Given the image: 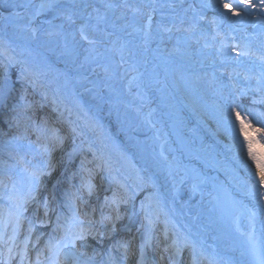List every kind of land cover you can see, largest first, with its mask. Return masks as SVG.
Wrapping results in <instances>:
<instances>
[{
  "label": "bare ground",
  "instance_id": "obj_1",
  "mask_svg": "<svg viewBox=\"0 0 264 264\" xmlns=\"http://www.w3.org/2000/svg\"><path fill=\"white\" fill-rule=\"evenodd\" d=\"M23 53L24 75L44 94L37 114L67 122L64 127L75 138L51 164L61 170L40 184L41 192L33 190L34 199L27 203L6 194L15 185L26 195L33 173L41 182L35 156L15 154L23 168L21 179L16 176L13 182L0 168V181L11 182L10 189L0 185V216L2 222L7 216L8 228L22 237L31 236L28 224L53 236L62 226L72 227L74 213L84 211L62 201L75 205L79 177L86 175L90 160H81L83 169L75 168L82 150L90 147L106 162L105 173L121 171L139 198L132 209L124 208L125 217L114 229L82 220L86 239L66 249L67 256L52 257L51 264H184L187 256L188 264H262L260 170L248 147L190 98L180 73L217 67L244 90L261 89L264 0H0V59L6 62L0 69V120L11 128H20L35 114L33 105L10 100L23 92L26 102L34 99L27 88H18L19 76L12 74ZM256 64L262 66L259 72L253 70ZM80 128L88 136L79 146ZM102 178L106 193L110 179ZM182 190L188 194L184 198L179 197ZM46 193L49 199L43 198ZM17 205L25 211L19 224L12 212ZM142 215L146 225L140 226ZM99 234L108 247L93 240ZM48 238L47 243L52 235ZM123 239L136 245L129 261L121 254L130 250L121 245ZM153 254L159 260L153 261Z\"/></svg>",
  "mask_w": 264,
  "mask_h": 264
},
{
  "label": "rangeland",
  "instance_id": "obj_2",
  "mask_svg": "<svg viewBox=\"0 0 264 264\" xmlns=\"http://www.w3.org/2000/svg\"><path fill=\"white\" fill-rule=\"evenodd\" d=\"M26 59L27 54L23 53L19 57L18 63L13 67L12 74L19 76L18 79L20 80V83L17 85L18 88L20 90L27 88L30 93L34 94V99L26 102L24 98L27 96L24 95L23 92L21 94L23 97L18 98L13 96L10 100L12 102L13 100H16L20 102V105H33V109L35 110L33 112H35V114H32L33 116L30 117L31 119L29 118L30 120L28 119V121L22 123L20 128H11L8 124V126H3L1 125L2 120H0V168L5 173L10 174L12 178V180H10L12 182L16 176L21 179L19 174L22 172L23 163L15 157V154L22 151L33 154L36 158L34 165H39V170L36 171L40 172L41 180V182H37V186H35L33 194H36L41 192L42 187L40 184H42L44 180L53 177L57 171L61 170V165L51 168V164L57 157L58 151L61 149L63 150L67 141L75 135H73L72 130H69V128L65 129L64 126L67 122L61 121L62 119L56 120V122H58L57 124L56 122H53L52 114L43 117L37 114L36 109L44 106V94L42 92L41 94L38 93L35 86H33V79L24 75L26 68L24 62ZM5 64L6 62L0 59V69ZM261 67L260 64L254 65V72H259ZM180 79L184 82L186 88H188L190 98H192L194 102H200L203 104L206 110L222 124L223 128L242 144L248 147V141L245 139V132L249 139L254 138L257 141H260L261 144H264V86L256 91H246L238 82V79L232 78L229 74L221 71L217 67H206L193 74L182 70L180 73ZM8 82L12 89L14 86L13 82ZM33 101H35V103ZM13 104L11 105L13 106ZM121 107L124 111L125 106L122 105ZM237 113H239V118H237ZM17 117L21 118L22 116L20 115ZM44 120H49L50 122ZM241 121H243L246 126L245 132H241ZM46 122H49L51 125L48 126ZM51 127L54 130H52ZM76 135L79 136L77 139L79 146L87 141L88 135L84 128H80ZM255 150L257 152L261 151L260 146L257 145ZM79 156H81V159L78 158V165L75 169H83L80 165L81 160L88 159L90 160L89 164L91 165L87 168L84 167L85 169H83V171L85 170L86 175L79 177V183L81 186L78 185L76 188L77 191H75V205H68V201H62L63 206H67V208L74 206L78 209L76 212H81V210H83L85 216H83V214H74L78 217L82 216L80 217V220H84V223L91 222L92 224H95L94 226L98 229H102L104 225L112 227L113 224L115 225L120 221L121 217H125L123 210H125L124 208L126 206H129V208L132 209L134 204H136L135 201L139 198L138 192L133 188L129 180L121 171L118 172L117 170L111 169L105 173L106 162L98 156V152H94L90 147L84 148ZM49 169L51 170L49 171ZM103 176L108 180L110 179V181H108L110 182V186L106 193L101 187L102 179H104L102 178ZM10 184L11 182L7 183V187H9L8 189L11 188ZM186 195H188L187 191L182 190L179 192V197L184 198ZM48 197H50L49 193H46L43 198L49 199ZM93 198H98L99 201L95 203L96 205L90 204L91 206L89 207L87 203L89 200H93ZM69 202L72 203L71 201ZM73 210L74 209H72V211ZM101 210L102 213H98ZM141 211L142 209L139 210V212ZM117 216L119 217L118 219H116ZM91 217H96L95 221L90 220L92 219ZM102 217H107L109 219L102 220ZM139 217L142 218V221H137V225L138 222L140 223V226L144 224V222L146 225V220L143 222V215L142 217ZM103 239L104 236L102 234L93 238L95 241L102 240V245L108 247L104 244L105 241ZM77 241L81 242L82 240ZM120 242L121 245H127V248H130L126 253H121L122 255H125V257H128L127 261H129V255L133 253L134 250L132 249L136 246L134 244L135 242L124 241V239ZM68 248L74 250L76 247L69 245ZM183 256L185 258L187 254H184ZM151 259L157 261L159 260V257H156L153 254ZM188 263L189 257L187 256L184 260V264ZM121 264H123L122 260Z\"/></svg>",
  "mask_w": 264,
  "mask_h": 264
},
{
  "label": "snow or ice",
  "instance_id": "obj_3",
  "mask_svg": "<svg viewBox=\"0 0 264 264\" xmlns=\"http://www.w3.org/2000/svg\"><path fill=\"white\" fill-rule=\"evenodd\" d=\"M42 7H43V5H42ZM226 7H227V5H226ZM84 39H87V37L85 36ZM237 118H239V113H237ZM245 128H246V126H245L244 122L241 121V132H245ZM245 139L248 141L249 156L255 162L256 167L260 170V182H261V184H264V144H261L260 141H257L254 138L249 139L246 132H245ZM257 145H259L260 149H261V151H259V152H257L255 150ZM32 176H33V187L29 188V191L26 195L21 196V194L17 192L15 185H13L12 191L10 193L6 194V198L9 200H16V201L23 199L24 203H27L28 200H30V199H34V197L32 196V192L34 190L35 184L38 182V174L33 173ZM0 185H3L4 188H7V185L3 184V181H0ZM255 187H256V185H253V188H255ZM0 198H2V197H0ZM17 208H18V211H17V215H16V222H17V224H19L20 223V216L22 215L23 208L20 205H17ZM0 215H2V212H0ZM45 215H47V212H45ZM9 218H11V213H9ZM118 218L119 217L117 216L116 219H118ZM103 219H109V218L102 217V220ZM82 225H83V221H81L78 216H73L72 227L66 229L67 243L63 244V245H61L60 243L49 245L50 248H56L57 249V260H58L59 253L63 252L64 248H67L69 245H71L72 247H75L77 240L85 239V231L86 230L82 227ZM5 227H6V225H5ZM112 227L114 229V224L112 225ZM73 228L78 229V231H73ZM125 247H127V245H125ZM64 255L67 256L68 253L65 252ZM262 264H264V261H262Z\"/></svg>",
  "mask_w": 264,
  "mask_h": 264
}]
</instances>
